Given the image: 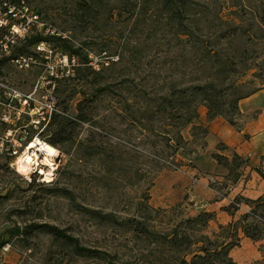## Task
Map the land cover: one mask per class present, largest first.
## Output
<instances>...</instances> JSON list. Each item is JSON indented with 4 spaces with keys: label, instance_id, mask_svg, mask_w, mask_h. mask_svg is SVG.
<instances>
[{
    "label": "rangeland",
    "instance_id": "rangeland-1",
    "mask_svg": "<svg viewBox=\"0 0 264 264\" xmlns=\"http://www.w3.org/2000/svg\"><path fill=\"white\" fill-rule=\"evenodd\" d=\"M20 5L27 10L24 15L16 9L18 18L4 16L8 8ZM0 20L5 23L0 30L3 43L11 26L26 29L22 38L0 52V118L6 115L11 121H0V136L11 133L15 141L26 136L17 147L21 158L35 139L48 144L68 137L54 147L60 156L48 185L37 176L19 175L0 156V264H99L73 259L34 225L56 227L81 245L137 264L142 255L159 247L147 242L155 238L143 234L138 222L161 233L197 216L195 202L165 200L173 192L178 199L183 194L188 183L178 178H197L221 198L235 180L245 177V164L232 167L235 153L209 135L210 130L208 134L198 130L208 129L212 122L203 105L197 108V120L181 130L186 143L176 159L183 167L160 174L155 161L163 147L159 142L175 140L176 130L166 125L162 137L158 124L150 132L145 122L116 115L145 109L142 102L130 100L139 91L164 94L182 73L189 76L191 68L202 62L200 49L213 45L215 33L230 27L246 34L221 41L225 52L233 45L262 51L259 62L264 68V0H0ZM20 57L32 60L28 68L13 63ZM260 81L253 79L251 89L262 88ZM51 99L55 109L49 116ZM259 103L264 104V97ZM243 108L248 117L256 113V105ZM79 110L86 122L78 119ZM54 115L69 121L61 136L62 126L59 118L52 119ZM246 117L239 107L235 126L239 128ZM85 147L87 159L79 161ZM164 151L163 158L173 148ZM38 156L43 160L42 154ZM255 221L264 233V211H258Z\"/></svg>",
    "mask_w": 264,
    "mask_h": 264
},
{
    "label": "trees",
    "instance_id": "trees-1",
    "mask_svg": "<svg viewBox=\"0 0 264 264\" xmlns=\"http://www.w3.org/2000/svg\"><path fill=\"white\" fill-rule=\"evenodd\" d=\"M245 34L238 27H230L225 31L216 32L215 43L200 49V53L203 55L202 62H198L199 64H195L191 68L189 76L182 73V78L177 79L170 90L164 94H157L152 89L139 91V94L133 95L130 100L134 103L142 102L145 109L140 113L135 112V114L128 111L127 117L116 115L125 121L129 118L133 122L138 121V124L145 122V126H149L150 132H155L157 129L154 128V125L158 124L159 134L162 137H165L167 133L166 125L176 130L175 140L161 139L159 142L163 147L159 151L160 157L155 159L159 164L157 174L169 170L178 171L183 167V164L176 159V152L186 143L181 135V130L197 120L199 105L206 107L209 122L216 118H223L230 126L238 128L234 124L233 117L239 115L240 103L260 90H264V68L262 62H259V60L262 61L263 52L239 45H233L229 52H225L226 49L220 45V42L224 40L242 39ZM180 35L186 34L180 33ZM86 60L89 59L86 58ZM197 71H201L202 74L199 76ZM247 77H250L251 80H247ZM253 79L261 80L262 88L251 89L250 85L253 84ZM122 99L124 102L128 101L127 97H122ZM58 118L59 126H62L58 132L61 136L64 133L62 128L69 121L57 115H54L52 119ZM78 119L82 122L87 121L82 110H79ZM198 130L203 134H208L207 128L199 127ZM63 140L67 141L68 137L61 141L49 140L48 144L58 147ZM153 145L155 144H152V147H156ZM169 148H173V153L163 158L161 155L165 153L164 150ZM83 153L85 155L79 161L87 159L86 147ZM233 157V169L236 170L241 164H245L246 168L244 159L237 154H234ZM217 158L220 161H225L226 166L230 165L226 157L217 155ZM235 176L239 178V175ZM233 183L235 185L236 180ZM145 200L148 203L149 196H146ZM243 205L248 206L249 211L235 220L233 217ZM147 208L149 209V207ZM260 209L264 211V197L249 200L240 195L236 196L227 207L223 208V211L227 212L233 220L225 226H218L216 231H210V224L215 220V214L208 212L183 219L174 227L165 229L161 233L152 232L144 224L138 222V226H143V234L153 235L155 238L147 239V242L157 244L159 247L155 251L142 255L137 260V264H235L230 257V252L240 247L241 235L253 242L264 240L261 223L255 221ZM33 228L53 237L73 259L93 260L99 264H127L124 260L119 259L118 254L81 245L78 238L56 227L34 225Z\"/></svg>",
    "mask_w": 264,
    "mask_h": 264
},
{
    "label": "crops",
    "instance_id": "crops-1",
    "mask_svg": "<svg viewBox=\"0 0 264 264\" xmlns=\"http://www.w3.org/2000/svg\"><path fill=\"white\" fill-rule=\"evenodd\" d=\"M263 97L264 90L240 103L241 114L247 117L243 119L239 128L230 126L221 118L213 120L208 125L209 135L246 161L245 177L243 179L241 177L223 197L219 198L215 190L207 184L204 186L197 178L188 181V178L181 176L178 180L186 179L188 184L179 199L177 192L176 196L174 192L167 196L165 200L168 199V203L174 204L176 201L179 203L184 200L195 202L194 213L196 215L202 212L214 213L215 220L211 222L210 228H217L227 225L233 218L236 220L249 211L248 206L243 205L233 218L223 211L236 196L240 195L249 200H257L264 196V104L259 103ZM245 105H256L254 108L256 113L248 117V109L243 108ZM181 184L184 185V182ZM161 205L164 206L163 203ZM263 252L264 240L253 242L241 235L240 247L231 251V258L235 264H256L264 262Z\"/></svg>",
    "mask_w": 264,
    "mask_h": 264
},
{
    "label": "built area",
    "instance_id": "built-area-1",
    "mask_svg": "<svg viewBox=\"0 0 264 264\" xmlns=\"http://www.w3.org/2000/svg\"><path fill=\"white\" fill-rule=\"evenodd\" d=\"M17 9V11L19 13H22V15H24V12H26L27 10L22 6H18V8L14 7V8H8L7 12L4 14L5 17L7 18H18L17 13L15 12ZM20 18H22L23 16H19ZM37 17H34V19H31L30 22H34V20H36ZM2 26H5V23H3L0 20V30L2 28ZM26 32V29H22V27H17L16 25H13L10 27L9 30V36L6 38V42L3 43L2 41H0V52H6V50L15 43V41L19 38H22L24 36ZM13 63L19 67V68H28L29 65L32 63V60L30 58H24V57H20L17 58L13 61ZM10 94H8L9 96ZM24 103H27V101H23ZM55 101L54 99H51V103H50V107H49V116H51L54 112L55 109ZM7 108L10 109L11 105H7ZM49 120V117H48ZM0 121L2 122H8L10 123L11 121L9 119H7L6 115L2 116L0 118ZM44 122H46L45 124H48V121H46V118L43 119ZM26 136L23 138H19L18 140H13L11 137V133H7L6 135H2L0 136V156H5L11 163H10V167L12 168V170H14L16 172V165L19 162V160L21 159V155L19 154L17 147L21 146V143L23 141H25ZM30 144H28L29 146ZM25 147V149L28 148ZM22 154H24V152H22ZM40 154V153H38ZM44 160L45 157L43 158V160L40 161V158L38 156V158H35V161H32V163L30 164V175H33V177H36L39 179V181L43 184H49V180H53L54 178V172H55V167H49L46 166L44 164ZM40 161V165L39 164ZM46 171V172H45ZM17 173V172H16ZM50 182V183H51Z\"/></svg>",
    "mask_w": 264,
    "mask_h": 264
},
{
    "label": "bare ground",
    "instance_id": "bare-ground-1",
    "mask_svg": "<svg viewBox=\"0 0 264 264\" xmlns=\"http://www.w3.org/2000/svg\"><path fill=\"white\" fill-rule=\"evenodd\" d=\"M30 145L25 150L23 157L19 160L16 165V172L25 177L30 175V164L32 161H35V158H38V153L42 154L45 157L44 164L49 167H56V159L60 156L58 150L53 146L35 139L29 143ZM51 180H49V183Z\"/></svg>",
    "mask_w": 264,
    "mask_h": 264
}]
</instances>
